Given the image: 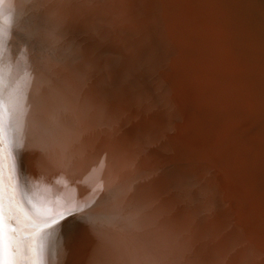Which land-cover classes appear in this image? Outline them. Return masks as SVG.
Here are the masks:
<instances>
[{"label":"bare ground","instance_id":"6f19581e","mask_svg":"<svg viewBox=\"0 0 264 264\" xmlns=\"http://www.w3.org/2000/svg\"><path fill=\"white\" fill-rule=\"evenodd\" d=\"M139 1L0 0L17 189L83 206L48 264H264V0Z\"/></svg>","mask_w":264,"mask_h":264},{"label":"snow or ice","instance_id":"6c2138e0","mask_svg":"<svg viewBox=\"0 0 264 264\" xmlns=\"http://www.w3.org/2000/svg\"><path fill=\"white\" fill-rule=\"evenodd\" d=\"M0 80H2V71H0ZM4 97L2 88H0V136L4 130ZM3 176L0 173V264H42L44 259L45 246L51 243L53 229L63 220L71 215L79 214L83 211V206H72L68 204L63 207L62 211L49 214L43 217L39 225L29 223L27 227H31L32 233H21L20 229L26 226L21 223L20 214L15 208L11 209L10 220L13 226L8 229L7 245L10 249V258H5V201L4 190L2 184ZM54 207H58L54 203Z\"/></svg>","mask_w":264,"mask_h":264},{"label":"rangeland","instance_id":"374dc122","mask_svg":"<svg viewBox=\"0 0 264 264\" xmlns=\"http://www.w3.org/2000/svg\"><path fill=\"white\" fill-rule=\"evenodd\" d=\"M103 6L102 5H99V4H95V3H90V4H88L87 6H86V10H87V12L91 15V17L94 19V20H96V21H101L102 22V20H100V17L103 15ZM140 8H143V4H142V0H140L139 2H138V8H137V11L140 9ZM114 12L113 11H111V14H113ZM136 15L137 16H141V12H138V13H136ZM157 16V14H151L150 12H149V19H148V21H151L152 22V20L155 18ZM6 25V26H5ZM2 26H5V28H9L10 27V21H7V22H5ZM149 32H150V37H151V42H152V45H154V44H156V38H155V36H154V34L152 33V31H151V29H149ZM146 48H148L149 47V45H144ZM123 48V47H122ZM158 48H160V47H158ZM155 49V47H153V50ZM7 49H5V51H6ZM8 52H6V54H7ZM82 53V52H81ZM154 53H155V51H154ZM156 54V53H155ZM148 63H151L152 61H150V60H146ZM141 66H143L142 64H140ZM143 67H145V66H143ZM145 69H146V67H145ZM249 71H251L250 69H247V70H245V72H249ZM161 79V78H160ZM163 80V79H162ZM165 80V81H164ZM163 80V82L169 87V85H170V82L168 81L167 82V80L166 79H164ZM4 125H5V123H4ZM5 127V126H4ZM6 133V134H5ZM3 134L5 135V137H3V135L0 137V146H2V148L0 147V173H2V176H3V182H2V184H4L3 186V190H4V194H5V192H6V195H4V201H5V203H6V205H5V210H6V216H5V221H4V223H5V234H6V245H5V258L6 259H9L10 258V255H9V253H10V249H9V247H8V245H7V237H8V229H9V227L10 226H13V221L12 220H10L9 219V217H10V215H11V209L12 208H14L15 207V209H17V210H19L18 211V213L20 214V220H21V223L22 224H24L26 227L25 228H21L20 229V232L21 233H24V234H27V233H32L34 230L31 228V227H27V225L29 224V223H34L35 222V224L37 223V225H39V223H40V221H41V219L42 218H39L40 219V221H39V219L38 220H36L37 218L35 217V215H34V210L30 207V205L28 204V202L22 197V195H21V193L19 192V190L17 189V175L18 174H15V163H14V159L16 158L15 157V155H16V151H15V149H14V145H13V143H10L8 140V138H7V129L5 128L4 129V131H3ZM3 139V140H2ZM9 142V144H7ZM4 144V145H3ZM11 146V147H10ZM6 147V148H5ZM9 147V148H8ZM11 148V149H10ZM8 149H9V151H8ZM4 151V152H3ZM7 153V154H6ZM12 158H11V157ZM1 157H2V159H3V161H2V159H1ZM9 158V159H8ZM6 161V162H5ZM12 162V163H11ZM2 165H3V168H2ZM5 166V167H4ZM8 171V172H7ZM10 173V174H9ZM11 175V176H10ZM10 176V177H9ZM6 178V179H5ZM14 179V180H13ZM7 180H9V181H7ZM12 180V181H11ZM10 182V183H9ZM12 182V183H11ZM8 184H9V186H8ZM12 184V185H11ZM11 185V186H10ZM13 186H15L14 188H13ZM10 187V188H9ZM7 189L8 188V190L6 191L5 189ZM10 190V191H9ZM9 192V193H8ZM12 192V195L10 194ZM14 192V193H13ZM15 194H17V195H15ZM10 195H11V197H10ZM7 196H9V198L7 197ZM16 196H18L17 198H16ZM13 197L14 198H16L15 200L13 199ZM8 198V199H7ZM12 199V200H11ZM6 200L7 201H9V202H6ZM17 200V201H16ZM21 201V202H20ZM10 205V206H9ZM13 205V206H12ZM8 207H10V208H8ZM25 212H24V211ZM32 212V213H31ZM25 215H24V214ZM30 213V214H29ZM27 214H28V216H27ZM8 215V216H7ZM72 216V215H71ZM31 217H32V219H31ZM70 217V216H69ZM6 218H8V219H6ZM23 218V219H22ZM30 218V219H29ZM68 218V217H67ZM23 220V221H22ZM29 220L31 221V222H29ZM7 221H9V222H7ZM27 221V222H26ZM7 222V223H6ZM9 224V225H8ZM61 224V223H60ZM59 224V225H60ZM24 230H26V231H24ZM60 230V229H59ZM51 244H52V239H51V243H48L47 245H48V247H50L51 246ZM45 247H47V246H45ZM8 253V254H7ZM53 255H54V253H53ZM44 256H47V255H44ZM48 258H51V259H48V258H45L44 257V260H43V264H48V263H50L51 262V260H52V256L50 257L49 255L47 256ZM48 261H46V260ZM46 261V262H45ZM45 262V263H44Z\"/></svg>","mask_w":264,"mask_h":264}]
</instances>
